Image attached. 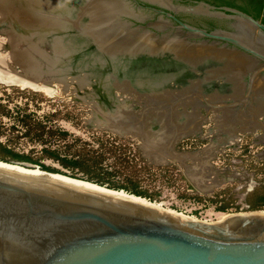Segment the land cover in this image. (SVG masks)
<instances>
[{"label": "water", "instance_id": "1", "mask_svg": "<svg viewBox=\"0 0 264 264\" xmlns=\"http://www.w3.org/2000/svg\"><path fill=\"white\" fill-rule=\"evenodd\" d=\"M53 2L64 29L52 33L73 46V64L236 54L251 61L238 67L244 95L224 107L249 104L264 81V0ZM245 214L207 228L142 202L0 173V264H264V214Z\"/></svg>", "mask_w": 264, "mask_h": 264}, {"label": "rangeland", "instance_id": "2", "mask_svg": "<svg viewBox=\"0 0 264 264\" xmlns=\"http://www.w3.org/2000/svg\"><path fill=\"white\" fill-rule=\"evenodd\" d=\"M18 2L0 3V10L6 13L0 17V102L7 105L11 114L2 119L0 129L14 139L12 146L16 150L33 149V155L38 156L44 147L24 138V129L14 125L17 109L26 107L27 112L35 113L48 126L83 141L91 143L92 135L98 133L122 138L133 143L147 163L163 166L156 163L163 160L165 166L175 167L171 180L157 174L140 177L139 181L164 209L191 221H201L211 228L209 224L232 214L264 212L249 208L264 193V87L260 81L249 104L224 107L233 99L240 100L244 90L229 66L214 56L193 62L179 58L177 64L172 61L175 65L166 66L159 58L153 62L138 61L132 70L115 71L116 75L111 68L91 66L89 60L73 64V50L66 45L58 50L56 41L60 38L53 31L40 32L31 27L26 30L14 15H7V5L13 8L26 4ZM41 13L38 15L46 20L56 16ZM156 76L166 78L165 84H144ZM84 98L91 106L82 102ZM180 99L182 103L170 115L169 106ZM120 103L126 104L127 109L120 106L116 110ZM100 111L104 118L121 117L127 124L133 123L136 130L139 128L138 135L120 136L106 127L91 125L89 121L95 115L98 118ZM190 120L197 122L198 130L181 137L171 151L167 141L170 134ZM109 126L123 132L116 123ZM64 143L58 141L53 147ZM141 145L149 159L143 156ZM172 154L180 159L173 160ZM41 161L60 168L45 158ZM184 165L188 167L183 168Z\"/></svg>", "mask_w": 264, "mask_h": 264}, {"label": "trees", "instance_id": "3", "mask_svg": "<svg viewBox=\"0 0 264 264\" xmlns=\"http://www.w3.org/2000/svg\"><path fill=\"white\" fill-rule=\"evenodd\" d=\"M8 117H11V114L7 105L0 102V122ZM13 119L14 125L24 129V138L44 147L38 156L33 155V149L27 152L18 151L12 146L14 139L0 129V162L3 163L27 169L37 167L44 172L60 174L109 190L123 191L152 203L159 201L139 181L140 177L149 178L160 174L162 179L168 181L173 176L171 174L177 171L173 166H154L147 163L140 156L136 146L128 140L110 138L104 133H98L92 135V142L89 143L58 127L48 126L45 120L37 117L35 113L27 112L26 107L17 109ZM45 119H49V116ZM58 141L65 143L53 147ZM43 158L58 164L60 168L45 165L41 161ZM176 177L179 180V177ZM249 208L264 210V193L256 197Z\"/></svg>", "mask_w": 264, "mask_h": 264}, {"label": "bare ground", "instance_id": "4", "mask_svg": "<svg viewBox=\"0 0 264 264\" xmlns=\"http://www.w3.org/2000/svg\"><path fill=\"white\" fill-rule=\"evenodd\" d=\"M18 1L19 0H0V3H16ZM20 2L21 3H26V4L25 5L18 6V7H13V8L10 7V5H7V15L8 16L14 15L15 18H16V20L20 21L21 25L25 26L26 30L28 28H30V27L31 28H34V29H39L40 32L41 31L42 32L43 31L44 32H47V31L48 32L49 31L50 32L51 31H53V32L55 31L56 32V31H60V30H63L64 29V19L58 14L57 9L55 7V4H54L53 0H20ZM33 3H34V5H33ZM41 12H45L46 15H47V13H54V14H56V16L55 17L54 16H51L52 17V20L50 18L46 17V18L49 19V20H46L41 15L40 16L38 15ZM4 13H5L4 10L3 11L0 10V17L1 18H2V15ZM41 14H43V13H41ZM56 42H57V44H56L57 46L56 45L55 46L57 47L58 50H61L63 48V46H65V45H66V48L67 49L73 50V46L70 43H68L67 41H65L64 39H62V38H60V40H57ZM172 57H175V58L178 57V58H183V59L189 58V60H191L193 62L195 60L197 61V59H200L202 57H205V52H197V53H190V54L175 55V56H172ZM197 57H200V58H197ZM214 57H217V58H220V59H224L226 65L229 66V68L232 71L231 74L233 76H235L238 81H241V78H240L241 71H240V69L238 67H248L251 64V61L245 60L241 56H237L236 54L218 53ZM21 59H22V57H21ZM89 63H90L91 66H94V67H99V66L100 67H104L107 64L106 62H104L101 59L89 60ZM123 65H121V64L118 65V63L114 64V66L118 67V69L121 70V72L124 71V66ZM16 81H17V79H16ZM148 82H150V83H147V84L144 83V84L145 85H148L149 84L148 86L158 87L159 85L165 84L166 78H164V77L163 78H160V79L158 78V79H155L153 81L152 80L151 81L149 80ZM257 82L258 81H256L255 84H254L255 87H256ZM28 85H29V83H28ZM260 85H262L264 87V81H260ZM162 95H165V94H162ZM82 102L89 104V102H87V100H85V98L83 99ZM92 106H94V104ZM113 125H115V123H113ZM122 125H123V123L119 122L118 126H116V127H118L119 129L123 130V132H124L126 130V128L123 127ZM93 126H95V125H93ZM102 126L108 128L107 125H99V126H95V127H102ZM132 128H134V127H132ZM138 129L139 128H137V130L135 129L136 130L135 132L138 133V131H139ZM167 133L168 132L165 133L166 136H167ZM180 133H181V130H180ZM173 137H175V135ZM164 138H165V136H164ZM169 140H167L168 141V144H169ZM170 145H169V147H170ZM173 160H177V159H173ZM0 173H5V174H10V175H15V176H20V177L30 178V179H34V180H39V181H44V182H49V183H54V184H59V185L89 188V189L94 190V191H96L98 193L105 194V195H110L112 197H119V198L130 199L132 201L142 202V203H145V204H147V205H149V206H151L153 208L162 209V210H164L166 212H169V213H171V214H173L176 217H179L181 219H185V220L191 221V220H189V218L187 216H184V215H182L180 213H176V212H174L172 210L164 209L157 202L156 203H152V202L147 201L146 199L136 198V197H133V196H131L129 194H126L124 192L109 191V189L100 187L98 185H94L92 183H88V182L81 181V180H77V179H72V178H69L67 176H63V175H48L46 173L41 172L40 170L25 169V168L17 167V166H14V165H9V164L3 163V162H0ZM257 213L264 214V212H257ZM245 215H247V214H245V213L232 214L231 216H226V217H224L223 220H221V221H219L217 223H214V224L220 225V223H222L223 221H225L227 219H232L233 217H243ZM192 222L201 223V224L203 223L201 221H192Z\"/></svg>", "mask_w": 264, "mask_h": 264}, {"label": "crops", "instance_id": "5", "mask_svg": "<svg viewBox=\"0 0 264 264\" xmlns=\"http://www.w3.org/2000/svg\"><path fill=\"white\" fill-rule=\"evenodd\" d=\"M160 79V78H163V77H161V76H156L155 77V79ZM155 79H153V80H155ZM151 81V80H150ZM125 107L126 109H127V105L126 104H124V103H120V104H117V106H116V110L119 108V107ZM116 110H115V112H116ZM99 113V112H98ZM97 116H98V118L96 117L95 118V120H93L92 121V124L93 125H95V126H99V125H106L107 124V127L108 128H111V126H109V125H113V123H116V125L117 124H119V122H122L123 123V127H125L126 128V130L124 131V132H121V133H126V132H128V131H130L131 133H133L134 134V136L137 134V132H135L136 130V126L135 125H133V123H131L132 125H133V127L134 128H130V125H129V123L127 124L126 122L124 123V119H122L121 117H117L115 120L113 119V117H107V118H104V116H103V114L101 113V111H100V114L98 115L97 114ZM100 116V117H99ZM142 118H144V116L142 117ZM122 119V120H121ZM133 120H135V119H133ZM139 120V119H138ZM133 122H136L137 123V120L136 121H133ZM140 121H138V123H139ZM109 124V125H108ZM179 126H182V127H180V130H181V133H180V130H176L174 133H171V137L173 138H171L170 140H169V144L168 145H170V149H171V147H172V145H173V142H174V140H176V139H178V138H180L181 136H185V135H189V133H195L198 129H197V126H198V124H197V122H194V121H191L190 120V122H187L186 124H181V125H179ZM102 127H104V126H102ZM128 127V128H127ZM139 127V126H138ZM112 129V128H111ZM132 129V130H131ZM113 130V129H112ZM119 132V131H118ZM179 132V133H178ZM136 133V134H135ZM175 135V137H173L174 135ZM178 134V135H177ZM138 135V134H137ZM171 141V142H170ZM168 148V149H169ZM169 149V150H170ZM173 149H171V151H172ZM172 159H180V156H177V155H175V154H172ZM183 168H187L188 167V165H184V166H182ZM197 188V187H196Z\"/></svg>", "mask_w": 264, "mask_h": 264}, {"label": "flooded vegetation", "instance_id": "6", "mask_svg": "<svg viewBox=\"0 0 264 264\" xmlns=\"http://www.w3.org/2000/svg\"><path fill=\"white\" fill-rule=\"evenodd\" d=\"M197 58H200V57H197ZM185 59H187V58H185ZM156 59L155 58H152V59H145V60H137V61H133V62H131V61H129V62H122V63H118V65L119 64H121V65H123L124 66V70L126 71V70H132V68H134V65H136L137 64V62L138 61H144V62H146V61H149V62H153V61H155ZM157 60H161L163 63H164V66H166V65H175V64H177V61L178 60H181V59H179L178 57H172V56H167V57H160L159 59H157ZM197 60H199V59H197ZM167 61H170V62H167ZM172 61L173 62H176L175 64L174 63H172ZM162 63V64H163ZM209 63H211V62H209ZM212 63H214V62H212ZM114 64H116V63H114ZM114 64H106L103 68H104V70L105 69H110L111 68V71H113V73L116 75V72H118L119 71V69L116 67V66H114ZM215 64V63H214ZM116 67V68H115ZM116 71V72H115ZM121 71V70H120ZM111 78V77H110ZM113 78H114V76H113ZM113 80H115V79H113ZM245 80V79H244ZM247 80H245V82H246Z\"/></svg>", "mask_w": 264, "mask_h": 264}]
</instances>
